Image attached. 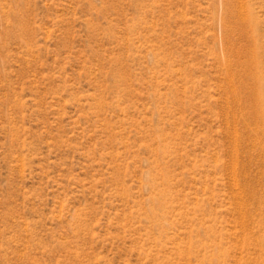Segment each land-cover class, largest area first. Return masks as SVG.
Instances as JSON below:
<instances>
[{
    "label": "rangeland",
    "instance_id": "1",
    "mask_svg": "<svg viewBox=\"0 0 264 264\" xmlns=\"http://www.w3.org/2000/svg\"><path fill=\"white\" fill-rule=\"evenodd\" d=\"M251 40L264 80V0H0V264H264Z\"/></svg>",
    "mask_w": 264,
    "mask_h": 264
},
{
    "label": "bare ground",
    "instance_id": "2",
    "mask_svg": "<svg viewBox=\"0 0 264 264\" xmlns=\"http://www.w3.org/2000/svg\"><path fill=\"white\" fill-rule=\"evenodd\" d=\"M240 1V0H238ZM242 1V0H241ZM240 3V2H239ZM239 5V4H238ZM249 5V4H247ZM249 7V6H247ZM249 9V8H248ZM239 10V9H238ZM249 12V11H248ZM241 13V12H240ZM229 16V15H228ZM238 16V15H237ZM241 16H242V13H241ZM240 17V16H239ZM249 17V16H248ZM249 19V18H248ZM239 20H241L239 18ZM250 21V20H249ZM247 23H245L244 21L240 22V25L239 27H241L240 29H246V27H249L250 26V23L248 21H246ZM254 23V22H253ZM252 28V27H251ZM250 28V30H251ZM254 28V27H253ZM252 28V29H253ZM256 28V27H255ZM254 31V30H253ZM253 37H256L254 35V32L252 34ZM251 36V39L253 38ZM256 40V39H255ZM255 40H251L252 43V48L251 49H248L246 50L244 53H243V56H244V60L242 62V66L244 67V70H245V76H246V79H249L251 80L252 82V86L250 87L249 89V92H248V95L246 97L247 100H250L249 102L250 103V116L254 119H258L260 122H262L264 124V109L261 105V100H262V94L260 92V88L261 87V84H262V80L260 77V74H258V65L260 64V61L258 59V42L255 41ZM251 47V46H250ZM238 49V48H237ZM263 64V63H262ZM260 68V67H259ZM260 77H259V76ZM230 78V77H229ZM264 86V85H263ZM247 87V86H246ZM243 88V86H242ZM239 91L236 90V92ZM240 94V93H239ZM244 94V93H243ZM238 96V95H237ZM236 96V97H237ZM241 96V95H240ZM239 101V100H237ZM246 103V102H245ZM248 106V105H247ZM262 107V109H261ZM253 123V122H252ZM252 125V124H251ZM263 134H264V131H263Z\"/></svg>",
    "mask_w": 264,
    "mask_h": 264
}]
</instances>
